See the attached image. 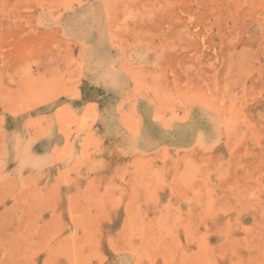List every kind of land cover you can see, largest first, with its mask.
Here are the masks:
<instances>
[{
    "label": "rangeland",
    "instance_id": "374dc122",
    "mask_svg": "<svg viewBox=\"0 0 264 264\" xmlns=\"http://www.w3.org/2000/svg\"><path fill=\"white\" fill-rule=\"evenodd\" d=\"M0 264H264V0H0Z\"/></svg>",
    "mask_w": 264,
    "mask_h": 264
}]
</instances>
